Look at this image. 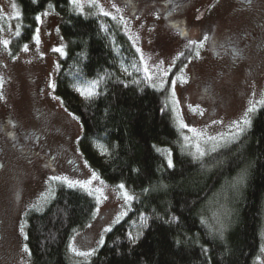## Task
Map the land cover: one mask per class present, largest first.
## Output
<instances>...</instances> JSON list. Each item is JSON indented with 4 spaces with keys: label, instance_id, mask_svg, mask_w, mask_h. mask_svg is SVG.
Returning a JSON list of instances; mask_svg holds the SVG:
<instances>
[{
    "label": "rangeland",
    "instance_id": "1",
    "mask_svg": "<svg viewBox=\"0 0 264 264\" xmlns=\"http://www.w3.org/2000/svg\"><path fill=\"white\" fill-rule=\"evenodd\" d=\"M69 1L80 15L109 19L131 43L138 56L135 72L121 63L119 71L128 85L165 93L186 155L214 168L249 131L264 105V0ZM39 16L31 40L16 48L22 11L16 0H0V264H31L24 251L26 215L43 212L62 187L86 192L97 202L92 222L76 231L68 246L71 264L88 263L107 233L131 213L136 195L126 186L108 184L86 162L80 148L83 125L57 92L67 48L61 18L52 7ZM92 84L74 87L80 102L97 95L98 83L91 98L81 95ZM163 151L171 157L168 148ZM86 181L85 186L75 183ZM236 181H243V173ZM239 182L229 197H238ZM125 192L131 200L124 199ZM228 194L222 193L212 212L227 216L235 207L226 201ZM254 264H264V230Z\"/></svg>",
    "mask_w": 264,
    "mask_h": 264
},
{
    "label": "trees",
    "instance_id": "2",
    "mask_svg": "<svg viewBox=\"0 0 264 264\" xmlns=\"http://www.w3.org/2000/svg\"><path fill=\"white\" fill-rule=\"evenodd\" d=\"M16 2L23 28L16 48L31 40L36 16L49 5L60 16L67 48L57 92L83 125L81 151L104 181L136 195L131 213L82 264H254L264 230V105L249 131L211 168L183 152L165 93L126 84L119 65L134 73L138 56L109 19L80 15L69 0ZM89 82L99 84L97 95L80 102L74 87ZM240 173L239 195L231 198ZM224 192L235 206L227 216L212 212ZM97 207L88 193L62 187L43 212L30 211L31 264H71L70 240L92 222Z\"/></svg>",
    "mask_w": 264,
    "mask_h": 264
},
{
    "label": "snow or ice",
    "instance_id": "3",
    "mask_svg": "<svg viewBox=\"0 0 264 264\" xmlns=\"http://www.w3.org/2000/svg\"><path fill=\"white\" fill-rule=\"evenodd\" d=\"M33 2L35 3L36 0H33ZM71 2H72L73 4H76V3H77V0H71ZM114 6H115V5H114ZM49 7H51V5H49ZM101 10H102V9H101ZM102 11H103V10H102ZM117 11H119V9H117ZM45 14H46V13H45ZM103 14H104V15H109V13H107V12H104ZM36 20H37V21L40 20V16H39V15L36 16ZM0 30H2V29H0ZM38 32H39V29H37V35H36V37H35L37 44H39ZM204 39L207 40L208 37L205 36ZM3 43L5 44V46H7V43H8V42H7V41H4ZM23 50H24V51H27V50H28L27 45L24 46V49H23ZM53 51H55V52H60L61 55H63V52H62V49H61V48H54ZM137 51H139V49H137ZM198 55H199V53H197V56H198ZM145 72H146V74H147V72H148L147 67L145 68ZM164 74L167 75L166 72H165ZM148 78L151 79L150 76H149ZM178 78H180V77H178ZM181 79H182V78H181ZM172 83H173V85H174V84H175V81H173ZM49 86H50V87H53V88L55 87L54 84H50ZM95 86H96V84H95V82H93V84L90 86V88H89L87 91L80 90V91H81V95L84 96L85 99H89V98H91V97L95 94V91H94ZM174 95H175V94H174V92H173V96H174ZM54 98H55V97H54ZM248 111H249V112L253 111V108L250 107V108L248 109ZM69 115H72V114L69 113ZM73 118L75 119V117H73ZM243 122H244L245 124L249 123V121H248L247 119H245ZM181 126H182V127H186V125H183V124H182ZM237 126L239 127V125H237ZM193 131H194V130H193ZM168 166H169V167H172V161H171V159L168 160ZM93 178H97V177L95 176V173H93ZM52 179H59V177H52ZM65 179H66V178H65ZM75 183H80L81 186H85L87 183H90V181H86V182H75ZM119 187H120L121 189H123V188H124V185L121 184V185H119ZM124 199H125L126 201H127V200H131L132 197L129 196V195L127 194V192H125V193H124ZM107 230H109V229H106V231H107ZM21 231H23V228H21ZM130 239H132L133 242H135V238L132 237L131 234H130ZM100 243H101V244L103 243V239H101ZM24 251L27 252V251H28L27 248H25ZM77 254H78V255H82V256H88V255H91L92 253H89V252H78Z\"/></svg>",
    "mask_w": 264,
    "mask_h": 264
},
{
    "label": "flooded vegetation",
    "instance_id": "4",
    "mask_svg": "<svg viewBox=\"0 0 264 264\" xmlns=\"http://www.w3.org/2000/svg\"><path fill=\"white\" fill-rule=\"evenodd\" d=\"M1 133H3L2 131H0ZM12 132H10L9 134H11ZM2 136V135H1ZM11 139H12V141H15L14 139H16L17 137L15 136V133L14 134H12V135H10L9 136ZM1 141V140H0ZM17 145V144H16ZM20 145H22V143H20ZM17 146H19V144L17 145ZM3 145L1 144V142H0V155H1V153H2V151H3ZM2 168H3V163H0V171L2 170ZM0 230H1V228H0Z\"/></svg>",
    "mask_w": 264,
    "mask_h": 264
}]
</instances>
